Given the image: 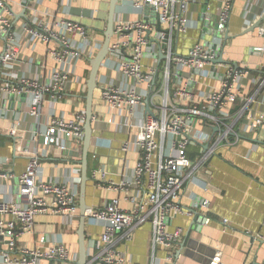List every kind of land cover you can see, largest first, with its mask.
Returning <instances> with one entry per match:
<instances>
[{
	"label": "built area",
	"instance_id": "1",
	"mask_svg": "<svg viewBox=\"0 0 264 264\" xmlns=\"http://www.w3.org/2000/svg\"><path fill=\"white\" fill-rule=\"evenodd\" d=\"M210 1L216 3V27L203 33V38L184 54L178 53L179 40L194 26L190 17L192 0H129L137 18H114L111 54L100 69L118 77L105 76V81L97 85L99 105L92 109L91 125L93 132L126 133L121 150L134 151L139 160L131 181L122 179L118 184L106 181V172L100 168L91 171L90 178L100 187L114 193L133 189L134 195L126 199L125 209L114 198L103 207L86 210V226L101 229L93 247L86 248L87 264H133L121 246L146 223L152 231L147 264H178L173 247L183 230L169 231L168 225L177 215H190L180 203L182 190L201 175L218 145L228 143L231 137L238 140L242 130L264 125V113L256 114L250 107L264 84V75L253 78L245 69L223 59L234 0ZM14 2L0 0V97L24 95L29 114L40 118L45 102L53 108L73 83L81 84L75 76L76 63L93 58L103 40L67 17L71 14L66 6L71 0H60L59 11L41 10L42 0H29L25 18L19 19L16 30ZM96 13L93 10L90 18ZM78 17L87 18L83 12ZM246 20L247 28L251 27L253 22ZM155 21L160 32L156 31ZM258 34L264 37V25L258 28ZM36 44L49 47L47 54L57 66L45 78L26 76L17 70L22 62H33L32 58L22 59L19 51ZM159 53L164 56L160 62ZM221 57L225 62L217 63ZM248 87L253 89L252 96L245 93ZM84 123V110L71 119L48 110L46 124L42 132L37 130L35 142L40 141L43 150L59 153L66 151L68 143L80 147ZM1 133L17 138V144L22 136L15 126L4 127ZM24 147L25 143L17 147L28 156L24 172L18 177L0 173V187L5 181L15 180L22 201L15 204L0 200L2 264H76L78 255L71 254L62 241L31 249L16 248L19 237L33 233L37 216L57 217L63 226H77L79 219L80 178L71 184L42 180L37 152L30 148L25 151ZM90 155L96 161L97 156ZM74 173L79 174V169ZM221 257L216 252L209 264H222Z\"/></svg>",
	"mask_w": 264,
	"mask_h": 264
},
{
	"label": "crops",
	"instance_id": "2",
	"mask_svg": "<svg viewBox=\"0 0 264 264\" xmlns=\"http://www.w3.org/2000/svg\"><path fill=\"white\" fill-rule=\"evenodd\" d=\"M53 2V1H52ZM58 2V1H57ZM100 0H96L99 3ZM19 3V4H18ZM50 0H42L41 10L52 11ZM57 4V3H56ZM80 0L74 1L67 11L71 19H79L78 14L82 6ZM100 4V3H99ZM22 10V0H15L12 4V11L15 15ZM50 10V11H51ZM89 10V9H87ZM93 11V10H91ZM148 13V12H147ZM140 14V13H139ZM142 14V13H141ZM264 14V0H234L227 25V40L224 43L223 59L239 68L245 69L253 78L264 75V37L258 34V29L245 33L249 19L253 24ZM143 15V14H142ZM122 17L125 20L137 18L136 12L131 8L129 0H118L115 18ZM190 17L194 26L185 36H180L178 53L184 54L196 41L203 38V33L208 34L214 30L216 24V3L210 0H192ZM152 18V17H151ZM87 19H91L87 16ZM95 19H97L95 17ZM102 19V18H99ZM15 29L19 28V20L15 22ZM202 28V29H201ZM89 34L101 37L102 33L96 29L87 28ZM20 32V31H19ZM19 32L17 34H19ZM0 41V46H2ZM49 47L36 44L34 47L20 50V56L24 60L33 59L32 64L22 62L17 70L26 76L45 78L52 69L57 66L48 56ZM82 58L76 63L75 76L81 80V84L73 83L70 90L50 108L45 102L42 107L40 118L29 114L28 101L25 99L20 103L14 97L2 95L0 97V173H10L15 177L21 175L27 165L28 156L22 155L17 150L18 145L23 147L26 141H30V150L37 152L40 161V173L42 180L48 182L71 184L73 180L80 178V164L77 160L62 158L61 153L56 150L41 149L40 141H31L33 127L38 132L46 124L48 110L57 116L71 119L79 110H85L84 96L86 95V80L89 73V60ZM105 76L115 78L100 69L97 85L105 81ZM118 78H116L117 80ZM0 83L3 80L0 79ZM214 85V83H211ZM246 94L253 95L252 87L245 90ZM99 105V95L96 89L93 96V104ZM250 107L252 112L264 113V84L259 89ZM7 126H15L20 131L21 139L17 144L16 152L13 150L14 143L10 137L1 133V129ZM42 132V131H40ZM94 136L88 154V176L91 180L89 185L88 202L90 207H103L109 200L118 198L121 208H128V201L134 195V190L129 189L127 193H114L100 187L90 178V173L95 168L106 172V177L111 182H116L115 172L123 167L122 161L110 155V144L114 141L120 142L126 138V133L101 132ZM108 136H112L109 138ZM106 141L110 142L108 144ZM228 143L218 145L214 154L207 161L201 175L195 179L192 185L184 187L180 203L185 210L191 208L198 199L199 213L206 222L200 229L199 234L191 233V240H195L198 246L197 252H188L183 248L179 255V247H173L174 257L178 264H208V258L216 252H220L222 264H264V125L249 131H241L239 139L230 138ZM98 143L94 145V143ZM99 145V146H98ZM82 146V145H81ZM80 146V147H81ZM98 146V147H97ZM79 147V148H80ZM94 149H100L103 153L101 158L92 160L90 154ZM110 152V153H109ZM139 160L137 153L130 151L124 157L125 169L122 179L131 181L132 171ZM79 169V174L74 170ZM0 200L11 201L20 204L18 187L16 181H5L0 187ZM1 219V218H0ZM4 218V220H6ZM223 220L226 224H223ZM190 215L187 213L175 216L170 222L168 230L181 228L183 235L178 243L184 239L189 223ZM78 225L63 226L60 219L49 215L37 216L34 220V230L30 235H24L17 239V250L35 246H47L58 241L64 242L71 254L78 251L76 230ZM100 227H89L86 229L87 241L95 240L100 233ZM151 225L146 223L137 227L132 233L129 241L121 246L133 264H147L151 248ZM95 239V240H94ZM3 245L0 243V264ZM163 255L162 252L159 253Z\"/></svg>",
	"mask_w": 264,
	"mask_h": 264
},
{
	"label": "water",
	"instance_id": "3",
	"mask_svg": "<svg viewBox=\"0 0 264 264\" xmlns=\"http://www.w3.org/2000/svg\"><path fill=\"white\" fill-rule=\"evenodd\" d=\"M29 0H23L22 1V10L19 14L14 15L15 22L19 19L25 18V11L26 6L28 4ZM101 11L97 10L96 15H94V18L92 19H76L79 21L82 25H84L86 28L90 29H96L102 33L103 41L100 49L96 53V55L89 60V73L86 80V95L84 96L85 101V123H84V138L82 146L76 147L70 143L67 144L66 151L62 152V158L67 160H77L80 164V182H79V197H78V210H79V219H78V227L76 230V236H77V244H78V257L76 264H87L86 259V248L93 247V240L87 241V235H86V210L89 208H93L89 206L88 202V195H89V185L92 183L88 176V154L89 150L92 144V139L95 136H99V132H93V128L91 125V117H92V104H93V96L94 92L97 89V78L98 74L101 68L102 63L106 60L107 56L111 54V51L109 50V42L112 37V28L114 23V18L117 11V5L118 0H101ZM147 7H145V11H147ZM102 11H106V18H101ZM146 13V12H145ZM95 17L97 19H95ZM146 19V18H145ZM152 19H155L152 17ZM156 25V31L160 32L161 29L159 27V23L155 21ZM264 25V14L254 23L251 25L249 29L245 31V33L251 32L255 29H258L260 26ZM216 27V26H215ZM227 36H225L224 43L227 40ZM205 45L207 47L213 48L209 43L205 42ZM158 62L161 61V59L164 58V56L159 53L158 56ZM217 63H223L225 62L222 57L219 58ZM194 73H198L197 70L193 71ZM10 100H14L13 96L9 97ZM26 97L20 96L18 97V101L20 103H23L25 101ZM146 108L145 110L148 112L149 108L147 106V102H145ZM37 137V127H33L32 134H31V141H35ZM109 138H112V136H108ZM10 139L13 141L14 146L13 150L16 152V142L17 138L10 137ZM127 141L126 138H121L120 142H112L110 144V155H113L117 157L118 161H122L123 167L120 168V170L115 172V175L117 176L116 184L120 183L122 180L123 172L125 169V161L124 157L126 155L125 152L121 150V143ZM30 147V141L25 142L24 150L27 151ZM205 148V147H204ZM94 155L101 158L103 155L102 151L100 149H94ZM106 181H110L108 177H106ZM195 201L198 202V199L196 198ZM197 202L193 206H191L190 209H188V213L190 214L191 221L189 223L187 232L184 236V239L181 241V243H177L176 245L179 247V251L176 253V255H179V252L185 248L188 252H197L198 246H196L195 240H191V233L199 234L200 229L206 222V218L199 213L200 207L203 206V204L198 205ZM98 207V206H97ZM213 258V256H210L208 258V264L210 263V260Z\"/></svg>",
	"mask_w": 264,
	"mask_h": 264
},
{
	"label": "rangeland",
	"instance_id": "4",
	"mask_svg": "<svg viewBox=\"0 0 264 264\" xmlns=\"http://www.w3.org/2000/svg\"><path fill=\"white\" fill-rule=\"evenodd\" d=\"M53 1V2H52ZM58 1V2H57ZM72 2H71V4L70 5H68V6H66V8H68V9H70L69 7L74 3V1H76V0H71ZM99 1V0H98ZM80 2L82 3L81 5H83V6H86V8H83L82 6H80L81 8L79 9V10H81L83 13H84V15L85 16H90V14H91V10H99V11H101V5L99 4L100 2H101V0H100V2L99 3H96V0H80ZM57 3V4H56ZM49 5H51L52 6V8H54L53 10H59L60 8H61V4H60V0H50V3H49ZM49 11L51 10V9H49V8H47ZM87 9H89V10H87ZM52 11V10H51ZM102 15L100 16L101 18H104V20H105V18H106V11H102V13H101ZM100 39H102L103 40V38L102 37H100ZM89 70V69H88ZM88 75V74H87ZM89 227L90 226H86V229H87V231L89 230ZM75 253H78V252H75Z\"/></svg>",
	"mask_w": 264,
	"mask_h": 264
},
{
	"label": "trees",
	"instance_id": "5",
	"mask_svg": "<svg viewBox=\"0 0 264 264\" xmlns=\"http://www.w3.org/2000/svg\"><path fill=\"white\" fill-rule=\"evenodd\" d=\"M101 37L103 38V36L101 35Z\"/></svg>",
	"mask_w": 264,
	"mask_h": 264
},
{
	"label": "bare ground",
	"instance_id": "6",
	"mask_svg": "<svg viewBox=\"0 0 264 264\" xmlns=\"http://www.w3.org/2000/svg\"><path fill=\"white\" fill-rule=\"evenodd\" d=\"M94 243V242H93Z\"/></svg>",
	"mask_w": 264,
	"mask_h": 264
}]
</instances>
